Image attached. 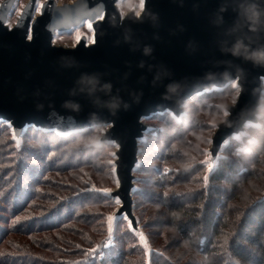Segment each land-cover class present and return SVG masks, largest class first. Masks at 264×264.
I'll return each instance as SVG.
<instances>
[{
    "label": "water",
    "instance_id": "obj_1",
    "mask_svg": "<svg viewBox=\"0 0 264 264\" xmlns=\"http://www.w3.org/2000/svg\"><path fill=\"white\" fill-rule=\"evenodd\" d=\"M119 1L87 0L88 8L77 10L80 0H44L47 7L37 12L36 0H26L11 24L17 0L0 1V121L15 133V141L29 126L60 134L98 127L105 123L101 115L112 114L113 99L85 100L79 113L66 101L74 92L84 95L85 77L110 83L112 96L124 107L115 110V133L102 132L96 142L115 146L113 172L120 186L106 194L112 199L119 195L114 215H125L135 230L132 193L139 144L148 129L145 119L164 113L179 118L187 100L223 90L232 72H242L246 94L237 105L221 107L232 114L215 123L210 138L204 161L210 175L222 157L223 141L245 133L263 116L264 79L259 77L264 70L254 65L264 64V0H144V8L126 11ZM96 7L103 21L94 18ZM89 18L95 43L90 42L92 31L90 36L80 33L73 45L54 42L58 33L85 25ZM29 30L32 40L26 37ZM237 44L240 63L234 64L230 57ZM161 68L180 85L176 92L166 95L167 87L156 82Z\"/></svg>",
    "mask_w": 264,
    "mask_h": 264
},
{
    "label": "rangeland",
    "instance_id": "obj_2",
    "mask_svg": "<svg viewBox=\"0 0 264 264\" xmlns=\"http://www.w3.org/2000/svg\"><path fill=\"white\" fill-rule=\"evenodd\" d=\"M25 1L17 0L8 20L10 24L16 19ZM43 1L39 0L40 3ZM56 1L61 3L71 0ZM139 6L140 0L119 1L121 11ZM80 33L90 36L86 24L69 32L58 33L54 42L73 45ZM234 91L229 84L219 93L210 91L211 94L207 93L204 97H192L193 99L187 100L185 112L179 118L165 113L163 117L144 120L148 129L139 144L141 150L134 171L136 179L132 193L135 230L125 215L119 218L114 215L119 205L115 199L100 191L112 190L117 185L112 155L115 146L96 142L102 133L98 131V127L88 128L90 130L85 136L67 144L60 153L44 150L30 139L32 132L28 128L19 141L13 139L8 126L0 128V264H99L97 262L100 259L111 264V257L118 255L117 261L120 260V264H206L204 255L184 240L179 221L171 222L165 203L160 201V193L174 197L178 192L188 194L197 188H207L206 176L208 186L210 185L211 179L209 180V171L204 161L208 156L207 149L215 128L212 125L224 117L221 107L232 103ZM262 104L264 106V93ZM260 111L263 116L259 118V122L246 128L240 140L232 139V146L237 142L241 143L237 149H251L255 144L264 145V107ZM180 120L184 123H177ZM174 136L178 138H172ZM249 140H254L255 143L249 144ZM168 141L170 148L164 152L163 148ZM88 144L91 146L90 154H93L91 157L95 154L92 163L68 167L78 162L80 156L77 154L78 149L69 152L68 148H80ZM225 150L222 151L223 156L227 154ZM38 152L39 159L36 158ZM166 153H171L172 156L159 159L160 155L165 157ZM19 158L28 159L26 161L29 164L40 167V173L32 186L27 185L30 176L23 178V187L29 189L34 197L28 199L22 209L11 212L16 207H13L12 201L10 204L2 201V196L7 200L13 189H16L13 167ZM262 159L264 160V156ZM194 164H201L203 167L196 169ZM51 165L54 168L49 169L48 166ZM192 167L195 172L188 182L170 185L165 189L159 188L162 174H181ZM255 195L259 193H254ZM258 197L264 200V192ZM247 202V199L243 201L245 204ZM57 207L61 210L47 220V223L51 225L61 221L62 224L33 229L35 225H41L38 221L35 223V219L44 218ZM69 215L67 220L65 217ZM109 216L113 217L111 221ZM238 218L241 219L242 216ZM1 230H4V234ZM140 234H143V240Z\"/></svg>",
    "mask_w": 264,
    "mask_h": 264
},
{
    "label": "trees",
    "instance_id": "obj_3",
    "mask_svg": "<svg viewBox=\"0 0 264 264\" xmlns=\"http://www.w3.org/2000/svg\"><path fill=\"white\" fill-rule=\"evenodd\" d=\"M211 92H203L193 98L204 97L205 94H211ZM162 115L154 114L151 117H163L164 115ZM180 121H177V123H184V121ZM0 128H7L6 123L0 121ZM89 130L59 135L55 131L37 129L33 126L28 127V131L32 132L30 139L41 145L47 152L54 151L56 153H60L62 148L67 147V144L76 142V140L85 136ZM176 137L178 138V136L172 138ZM234 145L232 146L231 143L224 148L227 154L222 155L216 168L210 173L209 180L211 179V182L209 186L208 181L206 182L205 187L207 188H197L188 192V194L178 192L174 197L169 194L164 195L165 193L161 192L160 201L165 203L171 222L179 221L184 240L204 255L206 264H264V200L258 197L261 192H264V160L262 159L264 145H253L248 154L245 152L238 153L237 146H240L241 143L237 142ZM90 147V144L80 148L77 146L69 147V152L79 150L77 154L80 156L78 162L68 167L92 163L95 154L91 157L93 154H90ZM169 148L170 141L165 143L164 152L168 151ZM231 152H233V155ZM39 156L40 153L38 152L36 158L39 159ZM62 156H64V153ZM170 156H172L171 153H166L165 157L160 155L159 159H166ZM26 160L28 159H17V164L13 167L16 175V189H13L11 197H8L7 200L6 197L4 199L2 196V201L6 204H10L12 201L13 207H16L12 211L10 210L11 212L22 209L28 199L34 197L29 189L23 187L22 180L24 177L30 176L27 185L32 186L34 179L40 173V167H34ZM194 165L196 169L203 167L201 164ZM48 167H50L49 169L54 168L52 165ZM194 172V167H192L181 174L174 173L171 176L162 174L163 179L159 183V188L165 189L170 185L180 184L184 181L188 182ZM241 193H243L242 196ZM254 193H259V195L254 196ZM245 199L248 201L246 204L243 203ZM17 206H20V208H17ZM3 208L6 209V206ZM58 210L61 209L59 207L54 208L51 212L49 211L51 214L49 213L42 219H35V223L38 221L41 225H35L33 229L57 227L62 224L61 221L51 225L47 223V220L52 219L55 213L59 212ZM241 216L242 218L239 219L238 217ZM65 218L68 220L70 215ZM42 222H45V224L43 225ZM3 231L1 230L2 234H4ZM118 258L119 255L111 257V264L116 262ZM97 263L107 264L103 259H100ZM116 264H120V260Z\"/></svg>",
    "mask_w": 264,
    "mask_h": 264
},
{
    "label": "snow or ice",
    "instance_id": "obj_4",
    "mask_svg": "<svg viewBox=\"0 0 264 264\" xmlns=\"http://www.w3.org/2000/svg\"><path fill=\"white\" fill-rule=\"evenodd\" d=\"M33 5L30 4L28 5V7H32ZM35 9L37 12H41L42 9L46 8L47 5H45L44 3H40L39 0H36L35 2ZM144 0H140V7L144 8ZM77 10H83L88 8V2L87 0H80V2L75 6ZM95 16L94 18L98 21H103L105 19L102 11L100 10L99 7H96L94 10ZM85 16H88L89 13L88 12H84ZM136 16H140V13L137 12ZM84 23H86L87 28L92 31V36H91V43H95L96 42V34H95V30L93 28V23H92V19L89 18L85 21H83ZM249 27L255 31V25H249ZM26 37L28 40H32L34 37L31 33V30H29L28 32H26ZM77 41H79L80 36L77 35ZM240 49V44H237L236 49L234 50V54L232 57H230V59L233 60V63H240V57L238 55H236V53L239 52ZM145 51H149V50H145ZM264 55V54H262ZM257 67H260L262 70H264V64H259V65H254ZM259 79H264V76H260ZM156 82H159L161 86H166L167 87V92L165 93L166 95L168 93L171 92H176V90L180 87V85L178 83H175L172 81L171 77L168 75L166 69L161 68L159 73L157 74V79ZM229 84L231 86L232 89H234V93H233V99H232V104L233 105H237L239 101H241L244 97V95L246 94V85H247V79L245 77V75L240 72V71H234L231 74V77L229 79ZM81 92L84 93V95H77L75 92L69 96V98L66 101V106L70 109H72L75 113H79L83 111V107H84V102L85 100H87L89 103H93L96 101L97 97H103L104 99H113L114 103L112 105V109L113 112L111 115H101L100 118L103 119L105 121V123L103 125L98 126V131L100 132H106L109 129L112 130L111 133H109V135H112L113 133H115L116 130V115H115V110L118 107H124V105H121L119 101L115 100V98L112 96L111 94V84L110 83H106L103 80H99L96 79L95 77L92 78H88L85 77L83 81H81ZM137 99H139L137 97ZM165 111H170L169 109H165ZM232 114V112L227 109V108H223L222 109V115L224 117H228ZM216 124H213L212 127H216ZM244 135V133H238L236 134L234 137L230 136L228 139H225L223 141V145L222 147H227L230 143L232 139L235 140H240L241 137ZM15 133H13V139H15ZM114 142V141H113ZM249 144L255 143L254 140H249L248 141ZM119 146V145H117ZM250 149L248 147H244L238 150L239 152H249ZM112 155H115V153H112ZM214 167L213 164L209 163V169L211 170ZM113 171H115V167H113ZM205 182H207V176L205 177ZM117 187L120 186V180L119 178L116 179L115 181ZM100 191L104 192V193H110L111 190L110 189H101ZM165 195H167V193H165ZM115 202L117 204L121 203V198L119 197V195L115 196ZM109 221H111L113 219L112 216L108 217ZM111 231V228H110ZM141 235V239L143 240V234ZM147 247V245H145ZM92 251V250H90Z\"/></svg>",
    "mask_w": 264,
    "mask_h": 264
}]
</instances>
